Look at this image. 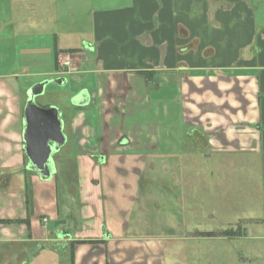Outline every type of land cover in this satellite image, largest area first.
Returning a JSON list of instances; mask_svg holds the SVG:
<instances>
[{
	"label": "crops",
	"instance_id": "obj_1",
	"mask_svg": "<svg viewBox=\"0 0 264 264\" xmlns=\"http://www.w3.org/2000/svg\"><path fill=\"white\" fill-rule=\"evenodd\" d=\"M58 16L88 21L83 46L59 51L71 64H55L73 94L59 109L70 145L56 162L76 165L74 235L59 232L69 223L55 176L25 158L27 68L15 43L23 19L26 30L45 29ZM0 67V220L29 216L32 227L30 239L24 223L0 224V262L15 256L12 246L47 243L57 230L63 248L100 240L76 245L75 264H192L194 242L236 240L232 228L187 231L183 181L200 174L183 166L251 152L264 172V0H0Z\"/></svg>",
	"mask_w": 264,
	"mask_h": 264
},
{
	"label": "rangeland",
	"instance_id": "obj_2",
	"mask_svg": "<svg viewBox=\"0 0 264 264\" xmlns=\"http://www.w3.org/2000/svg\"><path fill=\"white\" fill-rule=\"evenodd\" d=\"M57 19L58 21L52 26H49V22L46 21L48 27L45 29L40 25L37 29L31 30H26L25 27L29 22L23 19L26 25L21 29L17 28L15 40L17 60L22 61L27 68V70H19L24 74L20 79L24 99L28 96L26 91L34 84L50 78L56 80L55 54L57 51L69 47H80L84 44L82 34L88 27V21L74 20L73 16H58ZM37 21L39 23L42 20L38 18ZM75 31L80 32V35H73ZM25 34H29L27 39H24ZM59 60L64 64L68 62L66 65L71 64L60 55H58V63ZM47 72L53 73L36 75V73ZM72 96L69 84L61 86L54 81L46 85L44 94L37 96L35 101L39 106H54L65 112L71 107ZM69 145L68 140L64 148ZM217 156L214 155L210 159L196 156L197 162L193 166L184 163V171L188 172L189 169L194 168L200 175L195 178L191 172L188 178L190 174L188 172L184 178V203L181 204V214L188 226V232H199V234L212 232L217 236L222 231L232 228L236 230V240L226 243L210 238L194 242L189 245L190 250L194 252L191 262L192 264H264V206L262 204L264 172L261 156L251 152H237L236 163L234 160L229 162L230 159H226L232 157L221 160ZM57 160H59L58 156H55V162ZM55 167L57 171L53 176L59 174L60 217L69 223L68 229L65 227L59 232L67 234L71 228V233L74 235L76 225L68 220V215L78 216L81 209V204L77 200L70 201L75 194L78 199L79 184L76 165L66 164L64 168L60 165L59 168L56 162ZM53 225L52 222L49 223V227ZM57 234L58 230L56 233L53 232L52 239L47 243L37 244L34 241H28L25 244L12 246L13 250L11 248L10 250L15 251V256H12L13 253L8 255L9 257L6 256L0 264H69L70 250L63 248L64 241H59Z\"/></svg>",
	"mask_w": 264,
	"mask_h": 264
},
{
	"label": "water",
	"instance_id": "obj_3",
	"mask_svg": "<svg viewBox=\"0 0 264 264\" xmlns=\"http://www.w3.org/2000/svg\"><path fill=\"white\" fill-rule=\"evenodd\" d=\"M63 83V80H44L27 91L28 100L24 108L23 143L24 152L31 167L42 177L50 178L56 173L53 155L67 141L58 107H42L35 98L44 94L50 82Z\"/></svg>",
	"mask_w": 264,
	"mask_h": 264
},
{
	"label": "trees",
	"instance_id": "obj_4",
	"mask_svg": "<svg viewBox=\"0 0 264 264\" xmlns=\"http://www.w3.org/2000/svg\"><path fill=\"white\" fill-rule=\"evenodd\" d=\"M68 52H75L77 50L75 49H71V50H67ZM58 55H59V51L56 52L55 54V64H56V67H58ZM59 153H56L55 156H59ZM61 155V153H60ZM25 158H26V161L28 162L29 161V158L27 157V155L25 154ZM59 175V174H58ZM56 176V181L58 183V189H59V179L58 177L59 176ZM26 190H28V183H26ZM29 203V200H28V196H27V204ZM61 216V215H60ZM12 223H16V224H21V223H24L27 225V228H28V237L31 239L32 238V227H31V221H30V218L29 216L25 219H15V220H12V219H1L0 220V224H12ZM71 226V225H70ZM71 230V228H69ZM232 233V230H226L223 235L224 236H229L230 234ZM205 236H216L214 233L212 232H207L205 234H203ZM100 242V240L98 239H80V240H73V241H70L67 249L70 250V258H69V264H75V247L76 245L78 244H85V243H98Z\"/></svg>",
	"mask_w": 264,
	"mask_h": 264
},
{
	"label": "flooded vegetation",
	"instance_id": "obj_5",
	"mask_svg": "<svg viewBox=\"0 0 264 264\" xmlns=\"http://www.w3.org/2000/svg\"><path fill=\"white\" fill-rule=\"evenodd\" d=\"M27 100H28V96H27ZM27 100H26V102H27ZM35 100V99H34ZM36 102V101H35ZM26 105V104H25ZM42 107H44V106H42ZM45 107H50V106H45ZM56 154V153H55ZM55 154L53 155V159H54V163H55Z\"/></svg>",
	"mask_w": 264,
	"mask_h": 264
},
{
	"label": "built area",
	"instance_id": "obj_6",
	"mask_svg": "<svg viewBox=\"0 0 264 264\" xmlns=\"http://www.w3.org/2000/svg\"><path fill=\"white\" fill-rule=\"evenodd\" d=\"M65 64H68V62H66Z\"/></svg>",
	"mask_w": 264,
	"mask_h": 264
}]
</instances>
